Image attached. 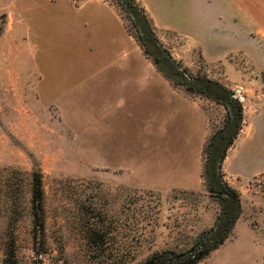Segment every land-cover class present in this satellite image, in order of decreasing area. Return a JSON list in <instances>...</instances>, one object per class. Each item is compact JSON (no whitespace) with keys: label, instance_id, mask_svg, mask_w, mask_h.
Returning a JSON list of instances; mask_svg holds the SVG:
<instances>
[{"label":"rangeland","instance_id":"obj_1","mask_svg":"<svg viewBox=\"0 0 264 264\" xmlns=\"http://www.w3.org/2000/svg\"><path fill=\"white\" fill-rule=\"evenodd\" d=\"M64 1L76 8L85 2ZM108 1L143 53L126 14ZM143 1L169 29L155 28L156 35L187 76L264 103V65L256 51L248 47V58L238 54L210 65L187 40L195 20L190 0ZM63 4L0 0V264H142L158 252L191 248L221 212L202 176L205 152L198 186L186 189L175 185L182 176H193L195 165L176 162L168 154L175 149L109 146L111 141L96 132L97 77L72 49L73 43L84 45L63 20L51 16ZM142 58L167 81L168 91L159 83L161 95L199 101L209 130L215 135L223 128V105L175 86L150 57L143 53ZM65 80L72 94L65 95ZM181 166L191 170L176 172ZM37 174L45 194L43 233L33 208ZM233 188L240 195L241 217L228 240L199 264H264V173Z\"/></svg>","mask_w":264,"mask_h":264},{"label":"crops","instance_id":"obj_2","mask_svg":"<svg viewBox=\"0 0 264 264\" xmlns=\"http://www.w3.org/2000/svg\"><path fill=\"white\" fill-rule=\"evenodd\" d=\"M190 1L195 20L187 40L205 62L220 64L238 54L248 58L246 50L249 47L257 52L260 64L264 65V0ZM138 2L154 28L166 29L155 20L149 4L143 0ZM62 4L64 9L56 6L53 10V13L61 14L48 12L61 24L64 21L73 38H80L83 48L76 42L72 49L79 50L81 65L97 77L96 132L111 141L109 146L112 148L175 149L168 154L176 162L195 165L194 175L182 176L175 186L196 189V180L201 179L204 149L214 135L209 130L202 104L185 95H161L159 83L168 91L167 81L142 58L144 52L139 53L140 49L125 29L121 16L108 0H85L79 8L64 0ZM90 22H95V26L88 29ZM66 81L64 93L72 94ZM239 97L244 105L243 129L223 164L225 181L231 187L239 180L264 173V103L254 104V95ZM104 133H107L105 137ZM124 140L130 144H125ZM185 170L191 169L175 168L176 172Z\"/></svg>","mask_w":264,"mask_h":264},{"label":"trees","instance_id":"obj_3","mask_svg":"<svg viewBox=\"0 0 264 264\" xmlns=\"http://www.w3.org/2000/svg\"><path fill=\"white\" fill-rule=\"evenodd\" d=\"M126 14V19L135 28L138 43L145 55L150 57L157 69L175 86L199 94L223 105L227 115L223 128L208 142L204 152L206 161L203 178L210 194L220 204L221 212L215 226L201 235L199 240L185 251L165 250L155 253L142 264H199L213 251L219 249L231 236L242 214L239 193L226 181L223 164L228 151L235 143L244 123V106L234 92L218 82L207 78L187 76V69L177 62L169 49L156 35L150 19L138 0H113ZM130 34V30L127 28ZM131 35V34H130ZM44 189L42 177L35 175L33 182V208L38 232H44Z\"/></svg>","mask_w":264,"mask_h":264},{"label":"water","instance_id":"obj_4","mask_svg":"<svg viewBox=\"0 0 264 264\" xmlns=\"http://www.w3.org/2000/svg\"><path fill=\"white\" fill-rule=\"evenodd\" d=\"M234 97H235V98H239V95H237V94H234Z\"/></svg>","mask_w":264,"mask_h":264},{"label":"built area","instance_id":"obj_5","mask_svg":"<svg viewBox=\"0 0 264 264\" xmlns=\"http://www.w3.org/2000/svg\"><path fill=\"white\" fill-rule=\"evenodd\" d=\"M241 100H243V99L241 98Z\"/></svg>","mask_w":264,"mask_h":264}]
</instances>
